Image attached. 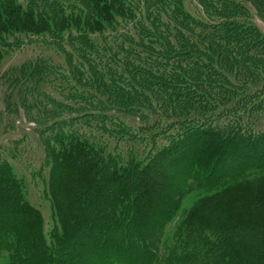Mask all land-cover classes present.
Returning a JSON list of instances; mask_svg holds the SVG:
<instances>
[{"label": "trees", "instance_id": "trees-1", "mask_svg": "<svg viewBox=\"0 0 264 264\" xmlns=\"http://www.w3.org/2000/svg\"><path fill=\"white\" fill-rule=\"evenodd\" d=\"M187 2L0 0V64L19 33L49 36L67 61L41 56L5 76L28 114L47 121L57 219L48 239L23 178L0 160V256L8 264H264L263 155L245 166L260 174L216 187L226 183L216 175L227 159H250L264 146V130L242 122L264 102V31L254 19H264V0ZM58 81L68 84L66 101L45 88ZM33 91L43 99L29 98ZM106 110L162 114L134 127ZM143 131L150 148L120 149ZM164 133L169 142L153 146ZM187 186L216 190L165 242Z\"/></svg>", "mask_w": 264, "mask_h": 264}, {"label": "rangeland", "instance_id": "rangeland-1", "mask_svg": "<svg viewBox=\"0 0 264 264\" xmlns=\"http://www.w3.org/2000/svg\"><path fill=\"white\" fill-rule=\"evenodd\" d=\"M187 1V6L191 8L193 6L189 3L191 0ZM193 1L199 3L198 0ZM254 19L264 31V19L256 14ZM16 36L18 37L15 38ZM93 36L98 38L96 34H93ZM11 38L16 39L17 41L13 40V45L7 48L0 64V160H8L15 173L23 178L26 196L32 204L41 209L44 217V230L47 238L50 239L49 232L56 225L57 219L54 213L53 203L49 196V164H46V152L43 143V136L49 133L45 130V128H47V121L44 123L39 120L36 121L35 118L31 117V114H28V111L26 110L27 108L23 104L20 95H15L14 89L7 81H5V76H8L11 72L19 69L24 62L41 56L49 58L59 66L67 67L66 54L64 52L66 48L63 47V50L60 45L51 41L50 37L47 35L38 36L28 33H19ZM65 45L68 50H71L68 44ZM82 66L85 67V64ZM67 85L68 84L65 82L58 81L55 85H46L45 88L53 96L66 101L64 92ZM33 97H36V100L43 99L42 94H36L34 91L29 98L33 99ZM32 108L33 107H31V110ZM106 112L110 115V119L113 118L112 116H117L119 117V120L117 119L119 123H125L127 126L133 125L134 127L144 125L145 123L149 125V122H153L160 117V114H162V112L159 114L148 112V118L139 119L134 114L127 115L122 112L115 113V111L111 110H106ZM251 114L246 113L244 115L245 119L242 120L244 126L255 132L264 130V102L260 108H255V111ZM107 128L109 132L114 130V127L111 124H109V127ZM42 129L45 131H42ZM81 129L87 131L90 128L83 125ZM94 130L95 133H99L97 129ZM41 131L44 134H42ZM104 135V138L110 140L112 144H115V141H117L107 136V134ZM169 137L170 136L166 133L154 137L153 140L156 144L153 146L157 145L156 147H159L158 144H161V146L167 144V142H169ZM132 140H134V142L128 140L121 141L120 144L122 145H120V149L127 152L129 149L128 147L133 143L135 146L138 145L141 150H146V148H150L152 145V138L148 132L144 133L143 131L139 138H132ZM257 148L258 150H254L250 159H242L239 157L227 159L225 164L222 165L223 168L216 175V177H227L226 183L216 187L221 189L229 184L244 181L248 178H252L256 174H260V172L253 171L251 169L252 166L245 167L246 163L255 160L258 157V154H261L263 155L261 157H264V146H258ZM139 155H141V153H139ZM186 188L187 190L182 196L179 210L168 222L165 237L163 238V241L165 242H172L175 231L181 228L183 218L189 208L201 197L216 190L213 188L209 190H199L193 189L189 186ZM0 264H8V254L5 253L0 256ZM110 264L130 263L123 260H113ZM133 264L142 263L135 262Z\"/></svg>", "mask_w": 264, "mask_h": 264}]
</instances>
